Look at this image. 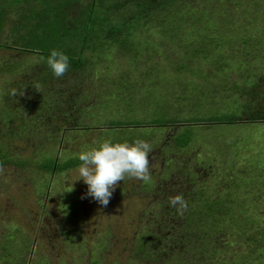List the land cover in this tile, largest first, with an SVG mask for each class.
<instances>
[{
  "label": "rangeland",
  "instance_id": "obj_1",
  "mask_svg": "<svg viewBox=\"0 0 264 264\" xmlns=\"http://www.w3.org/2000/svg\"><path fill=\"white\" fill-rule=\"evenodd\" d=\"M108 1L0 0V264H264V0L118 4L86 34ZM30 32L83 71L47 74ZM137 139L151 180L87 196L79 153Z\"/></svg>",
  "mask_w": 264,
  "mask_h": 264
},
{
  "label": "clouds",
  "instance_id": "obj_2",
  "mask_svg": "<svg viewBox=\"0 0 264 264\" xmlns=\"http://www.w3.org/2000/svg\"><path fill=\"white\" fill-rule=\"evenodd\" d=\"M47 64L57 78L65 75L69 69V57L55 49L51 50ZM36 91L40 92L41 85H35ZM13 96L17 90L13 89ZM20 96L24 95L22 90ZM151 145L141 139L133 143L127 141L113 143L104 140L98 147L79 153L81 164L78 167L80 179L87 185V196L92 197L99 204L106 207L118 185L126 177L149 182ZM3 165H0L2 171ZM169 204L176 208L178 214L183 215L187 209V201L182 195L169 198Z\"/></svg>",
  "mask_w": 264,
  "mask_h": 264
},
{
  "label": "trees",
  "instance_id": "obj_3",
  "mask_svg": "<svg viewBox=\"0 0 264 264\" xmlns=\"http://www.w3.org/2000/svg\"><path fill=\"white\" fill-rule=\"evenodd\" d=\"M151 2H152V0H115L112 3V1L109 0L107 2V5H105L103 7L102 6H97V3H96L91 9L88 10L89 18H88V20L86 22H84L83 25H81V28L82 29H85L86 34H87V32L89 31L88 30L89 29L88 26L92 22H95L97 20L96 16H93V15L95 13H98L99 11L100 12H103V14H104V16L102 17V18H104L103 21L108 22L110 20V18H109L110 17V10L109 9L111 8V6L118 5V4H119V6H121V5L123 6L124 4H127L128 6H132L131 4L135 3V6H137V7L134 10H132V11L130 9L127 10V11H131L128 15H131L133 13L137 15V12H139L140 13V16H145L146 17L147 14H148V12H146L144 10L143 6L147 5L149 7V8H147V10H152L151 7H154V6L150 4ZM49 7H51V5H48V8ZM136 9H140V11H137ZM167 11H170V8ZM60 13H61V11L58 13V15L60 16L59 17V20H63V23H65V26H66L67 25L66 24V22H67V19L66 18L67 17H65L64 14L61 15ZM43 14L44 13L42 11L41 17H42ZM149 15H148V17H149ZM5 16H6V13L3 12L2 8L0 7V27L2 28V30H3V26L2 25H4L3 22H4ZM64 19H66V22L64 21ZM128 20H129L128 17L127 18H124L123 21L119 22L118 25H125V23H127ZM37 24L38 23H36L35 25H37ZM37 34H38L37 32H36V34H34L33 32H30V35L32 36V42H36L37 43V44L34 45V47H36L39 51H42L44 53V55L42 57H44L46 59V62H47V59H48V57L50 55L51 50L55 49L57 51H60V52L65 53L69 57V69H68V72L69 71H75V72L76 71H83V68L86 66L84 64H86V63L85 62L84 63H79L80 65H78V63L74 62V60H75V57L74 56L77 55V52L75 50H72L69 47V44H66L64 42L57 43V42L52 41V40H58L59 39L58 37H60L62 35V33L58 34V37L55 36L56 34H54V35L53 34L52 35L50 34V35H48L49 38H47V39L46 38H42V37H40V35H37ZM77 36H79V35H77ZM46 37H47V35H46ZM55 37H57V38H55ZM22 39H24V37ZM83 39H84V37L82 36L81 40H83ZM44 42H46V43H44ZM82 48H83V46H82ZM70 63L74 64V66H72ZM44 66L46 67L47 74H50V73L53 72L49 66H47V65H44ZM245 108L249 109L250 107H245ZM256 113L257 114H255V115H259V114L261 116L264 115V113H258L257 111H256ZM262 118L263 117H261L260 119H262ZM77 161H78V159L71 158V159H69V160H67V161H65L63 163H60V164L57 163L56 161L55 162H49V163H42L41 164V168L47 169V170H52V171H57V170H61L63 168H67V167L73 166L74 164L77 163ZM190 233H191V236L195 234L194 230L193 231H190Z\"/></svg>",
  "mask_w": 264,
  "mask_h": 264
}]
</instances>
